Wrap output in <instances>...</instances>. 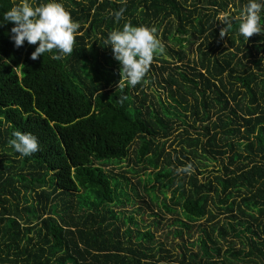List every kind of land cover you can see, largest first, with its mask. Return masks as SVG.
<instances>
[{"label":"trees","instance_id":"obj_1","mask_svg":"<svg viewBox=\"0 0 264 264\" xmlns=\"http://www.w3.org/2000/svg\"><path fill=\"white\" fill-rule=\"evenodd\" d=\"M58 2L80 25L70 55L32 60L0 26V264H264V8L244 41L247 0ZM125 23L159 42L134 87L104 45ZM14 131L39 150L20 156ZM139 200L171 216L164 242Z\"/></svg>","mask_w":264,"mask_h":264},{"label":"clouds","instance_id":"obj_2","mask_svg":"<svg viewBox=\"0 0 264 264\" xmlns=\"http://www.w3.org/2000/svg\"><path fill=\"white\" fill-rule=\"evenodd\" d=\"M262 8L264 0H247L237 27V32L244 41L253 34H261ZM123 12L124 9L120 8L112 13L114 20L119 21ZM219 21L224 25L219 30V35L223 37L231 28V22L227 15L221 17ZM8 22L12 25L9 29V38L14 47L22 46L25 41L35 45L29 57L32 60L53 50L57 53L53 59L70 55L73 51L74 34L80 27L58 0H41L39 3L20 0V3L14 4L0 14V26ZM104 45L110 46L113 58L120 64V79L132 87L141 82L159 49L154 29L143 25L133 26L130 23H125L121 29L110 31ZM8 144L22 157L30 156L39 150L37 138L28 132L14 131ZM177 171L190 173L191 164Z\"/></svg>","mask_w":264,"mask_h":264},{"label":"rangeland","instance_id":"obj_3","mask_svg":"<svg viewBox=\"0 0 264 264\" xmlns=\"http://www.w3.org/2000/svg\"><path fill=\"white\" fill-rule=\"evenodd\" d=\"M28 2H29V0H28ZM229 12H230V11H229ZM193 47H194V46H193ZM155 88H156V90H158L157 87H155ZM213 119H214V120H217V118H216L215 116H213ZM188 122H191V119H189ZM187 128H189V127H187ZM189 131L193 132V130H192L191 128H189ZM199 160H200V164L198 165V169L201 168V170L204 171L205 173H206V172H211L212 170H216L217 167H218V164L215 163V162H212V161H209V160H205V159H201V158H200ZM181 161H183V162H189L188 159H185V158H182ZM178 167H182V165H178ZM109 169H110V168H109ZM110 172H111V171H110ZM112 172H113V171H112ZM192 172L195 173V172H197V171L194 170V169H192ZM181 173H182V172H181ZM190 173H191V171H190ZM138 174H139V176L141 177V179L144 178V177H143V173L139 172ZM185 174L188 175L189 173H185ZM205 175H206V174H205ZM132 179L135 180V177H132ZM141 196H142V198H144V200H146L147 203H148V200L146 199L147 197H146L144 194H142ZM160 197H161V196H160ZM169 197H170V193L167 194V199H168ZM137 202H138L137 204L143 206V210H144V216H143V219L145 220V223H143V222L140 221V216H139V215L136 216V220L139 222V224L142 226V228H143V227H147L148 225H150V229L153 230L154 235H155L156 237H160L161 240L164 242V239H163L162 234H164V233L166 232L165 230H168L169 228H168V227H165V226H162V225H163L164 223H166V222L168 221V218H171V216L168 215V214H166V215H161V216H162V220H161L160 217L157 216L160 212L158 211V208L155 207L154 204H153V205L151 204V209H150L149 207H147V205L141 203L140 200L137 201ZM133 206H134V205H133ZM137 206H138V205H137ZM125 208H126V209H129V210L132 209L129 205H127ZM133 208H134V207H133ZM155 217H156L158 220H160V229H159V230H156V229H155L154 227H152V225H151V223L155 220ZM218 217H219V219H220L221 221H224V220L229 221V220H230L229 217H227V216L224 215V214H219ZM201 222H203V221H201ZM163 228H164V230H161V229H163ZM171 228H173V227L171 226ZM199 233H200V232H197L195 229L192 228L191 234H192L194 237H196ZM173 253H174V252H173Z\"/></svg>","mask_w":264,"mask_h":264}]
</instances>
